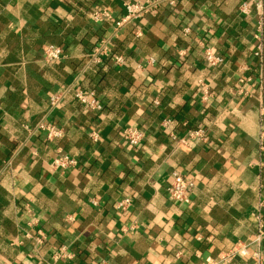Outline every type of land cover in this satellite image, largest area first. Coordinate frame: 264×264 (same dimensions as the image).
Segmentation results:
<instances>
[{"label": "crops", "instance_id": "obj_1", "mask_svg": "<svg viewBox=\"0 0 264 264\" xmlns=\"http://www.w3.org/2000/svg\"><path fill=\"white\" fill-rule=\"evenodd\" d=\"M127 1L0 0V264H53L61 249L69 256L56 264H208L257 232L264 86L255 12L241 13V0H177L115 26ZM94 9L111 19L92 20ZM102 40L108 54L93 62ZM48 44L62 48L60 59L44 60ZM205 47L221 61L208 65ZM70 85L93 90L101 110L70 94L51 108L50 95ZM49 124L61 136L48 139ZM127 125L145 131L139 146L125 140ZM192 128L206 139L186 141ZM59 154L77 164L54 169ZM173 171L194 180L188 204L168 196ZM124 196L131 204L121 212Z\"/></svg>", "mask_w": 264, "mask_h": 264}, {"label": "built area", "instance_id": "obj_2", "mask_svg": "<svg viewBox=\"0 0 264 264\" xmlns=\"http://www.w3.org/2000/svg\"><path fill=\"white\" fill-rule=\"evenodd\" d=\"M177 0H129L125 2V14L122 18L115 20L114 25L120 26L126 22L138 19L148 12H152L157 6L161 4L173 5ZM239 10L243 14H249L254 11L257 17V27L254 33L256 40L254 54L259 57L262 62V73L260 80L264 86V0H241ZM91 18L94 21L111 19L109 12L105 9H94L91 12ZM188 28H184V32H188ZM107 46L105 41L102 40L97 44L88 57L93 62H100L101 57L107 55ZM63 55L62 48L58 45L48 44L43 48V58L47 62H54L60 59ZM204 58L208 65L214 66L221 61V57L216 55L211 48H204ZM116 65H122L124 60L121 55H114L112 57ZM248 77L240 78L239 82L247 83ZM244 94H248V89L243 90ZM70 94L71 97L76 99L81 105L90 111L98 112L101 110V103L96 99L93 90H85L79 86H68L50 95L49 103L51 108H56L60 105L61 100L66 95ZM210 91L208 88L203 87L201 100H208ZM156 102V100H155ZM168 120H163V124H167ZM46 137L52 139L59 137L62 130L52 124L44 126ZM122 134L127 143L136 147L139 146L145 136V131L140 126L127 125L122 129ZM207 133L203 128H192L187 131V140H200L206 139ZM96 138V134H92ZM77 160L66 154H59L53 159L52 167L54 169H67L74 167ZM194 188V180L188 175L182 174L179 171H173L172 179L167 186V193L170 199L177 204H188L192 189ZM131 204V198L124 196L116 203V209L124 212ZM258 228L255 236L246 241L235 244L230 249L220 254L217 258H206L208 264H227L234 258H245L249 264H264V213L259 216ZM69 255L63 250L54 253L53 260L56 261L60 258L68 257ZM103 264V263H99Z\"/></svg>", "mask_w": 264, "mask_h": 264}]
</instances>
